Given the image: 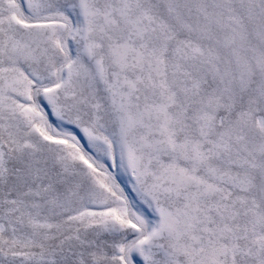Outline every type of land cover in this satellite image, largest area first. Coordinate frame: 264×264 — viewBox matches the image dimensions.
I'll return each instance as SVG.
<instances>
[{
    "label": "snow or ice",
    "instance_id": "6c2138e0",
    "mask_svg": "<svg viewBox=\"0 0 264 264\" xmlns=\"http://www.w3.org/2000/svg\"><path fill=\"white\" fill-rule=\"evenodd\" d=\"M0 264H264V0H0Z\"/></svg>",
    "mask_w": 264,
    "mask_h": 264
}]
</instances>
